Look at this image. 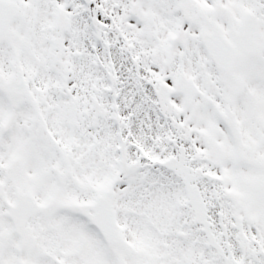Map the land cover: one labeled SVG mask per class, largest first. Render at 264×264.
Masks as SVG:
<instances>
[{
	"label": "snow or ice",
	"instance_id": "snow-or-ice-1",
	"mask_svg": "<svg viewBox=\"0 0 264 264\" xmlns=\"http://www.w3.org/2000/svg\"><path fill=\"white\" fill-rule=\"evenodd\" d=\"M0 264H264V0H0Z\"/></svg>",
	"mask_w": 264,
	"mask_h": 264
}]
</instances>
